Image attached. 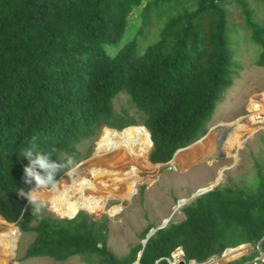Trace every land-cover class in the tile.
I'll use <instances>...</instances> for the list:
<instances>
[{"label": "trees", "instance_id": "16d2710c", "mask_svg": "<svg viewBox=\"0 0 264 264\" xmlns=\"http://www.w3.org/2000/svg\"><path fill=\"white\" fill-rule=\"evenodd\" d=\"M143 2L0 0V215L36 233L21 260L79 255L101 264H133L143 249L140 243L116 255L108 246L106 220L84 212L74 218L31 214L28 201L18 196L34 185L24 181L26 150L51 153L61 162L76 159L78 145L103 125L136 123L114 108V99L127 92L152 133L151 160H171L208 131L217 102L237 75L228 36L231 3L242 8L245 29L258 47L256 63L264 66V26L250 0H151L139 34L112 55L109 48L123 41L131 14ZM161 23L156 39L143 47L152 26ZM184 212L185 220L149 238L141 264H170L166 257L179 246L187 259L198 261L248 242L260 243L264 252V181L252 195L220 185Z\"/></svg>", "mask_w": 264, "mask_h": 264}, {"label": "rangeland", "instance_id": "374dc122", "mask_svg": "<svg viewBox=\"0 0 264 264\" xmlns=\"http://www.w3.org/2000/svg\"><path fill=\"white\" fill-rule=\"evenodd\" d=\"M149 1L151 0H144L142 6L133 11L123 41L117 47H110L109 53L115 55L126 43L139 34L141 27H143V8ZM227 8L228 36L232 42L234 70L237 71V75L233 79V85L224 91L221 100L218 101L215 114L209 122V128L224 125L229 126L228 132H231L234 128L239 127L238 123L241 122L251 126L253 131H245L242 136L243 144L241 147H236L230 154L224 150L227 153L225 157L205 159L206 156L216 153L209 154L210 150H207L185 166H180V164L161 165L162 167L152 172L141 173L143 180L138 185V190L129 199L122 201L111 198L106 210L102 213L80 210L93 220H106L108 246L118 256L127 255L132 247L143 243L145 240L143 233L148 227L157 228L164 224L180 223L185 220L184 207L193 201H191L193 194L198 193L199 190L208 188L213 184L217 185L220 182V185L242 189L246 194L252 195L258 193L261 182L264 181V121H252L250 117L252 112L249 110L252 100L263 103L264 66H259L256 63L258 47L254 45L251 34L245 29V17L242 8L236 3L229 4ZM250 8L254 11L255 20L264 26V0H250ZM162 25L161 23L152 26V31L147 40L143 42V47L156 39ZM114 108L117 114L121 115L127 112L129 113L128 116L143 124L142 113L131 102L128 93L122 92L114 99ZM106 127L102 126L93 137L78 145V156L74 159L77 166L76 173L66 175L64 172L57 180L58 182L64 178L68 184H71L78 177L85 176L89 172L87 168L96 154L97 143ZM216 132L218 131L216 130ZM215 133L209 135L216 137L217 134ZM226 167L228 169H225ZM220 177L221 179H219ZM41 200L44 202L41 211L47 215L62 217L52 209L47 198ZM179 200H186L185 206L179 207ZM120 204L123 205L122 210L117 215H111L110 209ZM30 207L32 206L30 205ZM1 218L3 217L0 216ZM167 220H169L168 223ZM11 224L19 229V235L14 256L9 264H101L97 257L87 260L79 255L66 261H57L49 257H33L21 260L25 257L30 244L35 240L36 233L21 230L17 223ZM245 248L246 246L238 247L239 251H243L240 256L246 252L248 259L255 258V256L264 259L260 243ZM225 259H228L227 255ZM229 259L233 260V258ZM218 260L219 262L222 261L220 257Z\"/></svg>", "mask_w": 264, "mask_h": 264}, {"label": "bare ground", "instance_id": "6f19581e", "mask_svg": "<svg viewBox=\"0 0 264 264\" xmlns=\"http://www.w3.org/2000/svg\"><path fill=\"white\" fill-rule=\"evenodd\" d=\"M249 110L252 112L250 116L252 121H264V100L263 103L252 100ZM238 126L231 132H228V126L224 138L221 136L222 132L220 134L216 132V137L210 135L180 151L174 158L173 165L185 166L207 150H210L209 154L216 152L218 148L216 140L219 135L223 150L230 154L233 149L242 146L245 131H253V128L245 123L240 122ZM151 151L150 132L145 126H130L122 130L106 127L97 143L96 154L87 168L89 172L71 184L62 178L56 190L46 191L40 198H47L52 209L60 216L72 217L80 210L102 213L111 198L125 201L138 190V185L143 180L141 173H149L162 167L150 161ZM214 185L216 184L212 186ZM185 203L186 200H181L179 206ZM122 206L121 204L113 206L109 213L117 215ZM18 235L17 227L4 218L0 219V264H9L14 256ZM242 253L243 251L236 248L229 249L226 255L228 258H234Z\"/></svg>", "mask_w": 264, "mask_h": 264}, {"label": "clouds", "instance_id": "9594fccd", "mask_svg": "<svg viewBox=\"0 0 264 264\" xmlns=\"http://www.w3.org/2000/svg\"><path fill=\"white\" fill-rule=\"evenodd\" d=\"M122 93V92H121ZM125 93H127V92H125ZM218 103V102H217ZM217 105V104H216ZM215 110H216V108H215ZM126 113V112H125ZM214 114H215V112H214ZM214 114H213V116H214ZM130 117V116H129ZM213 118V117H212ZM212 120V119H211ZM141 125H143V126H145L146 128H148L146 125H145V123L143 122V124H140L139 123V121L137 120L136 121V123H134V124H130V125H128V126H125V127H123V128H116V127H111V126H109V125H103V126H107V127H111V128H114V129H119V130H122V129H125V128H127V127H130V126H141ZM208 127H210L209 125H208ZM211 129L212 128H208V131L204 134V135H202L201 137H199L197 140H195V141H193L192 143H190L189 145H187V146H185V147H181V148H183L181 151H183V150H185V149H187V148H189L190 146H192V145H194V144H197V143H199L200 141H202V140H204V139H206L208 136H210L209 134H211V133H215L216 132V130H214V131H211ZM148 130H149V132H150V134H151V136H150V138H151V141L153 140V138H152V133H151V131H150V129L148 128ZM219 132V131H218ZM217 132V133H218ZM218 134H220V132L218 133ZM35 137L33 138V142H35ZM154 141V140H153ZM216 142L218 143V148H217V151H216V153H214V155L213 156H206L205 157V159L207 158V159H216V157H225L226 155H227V153L223 150V148H222V146H223V143H221V138H220V135H219V137L217 138V140H216ZM154 147H155V142H154ZM154 147H152V151L154 150ZM181 148H179V149H181ZM178 150V149H177ZM152 151H151V153H152ZM224 152L225 153V155L224 156H219V153H221V152ZM177 152V151H176ZM175 152V153H176ZM180 152V151H179ZM178 152V153H179ZM175 153H174V156L172 157V159L171 160H169V161H167V162H158V163H155V162H153L152 160H151V158H150V161L153 163V164H160V165H169V166H171V165H173V162H174V158L176 157V155L178 154H176L175 155ZM24 157H26L27 158V160L29 161V163H28V165L27 166H25L24 167V169H23V173H24V181H25V183H27V184H29V185H32L33 183H34V185L31 187V189L29 190V191H25V190H23V189H20V190H18V196H20L21 198H24V199H26L27 201H28V206L30 207V205L32 206V212H31V214H33V215H35V214H38L40 211H41V208L43 207V205H44V202L40 199V195L42 194V193H44V192H46V191H54V190H56V188L58 187V181H57V179H56V176H57V174L58 173H60V172H65L66 173V175H69V174H75L76 173V171H77V166H76V164H75V162H74V160H73V158L72 157H68L67 159H66V161H64V162H61V161H58V160H54L53 158H52V154L51 153H45V152H40V151H34V150H32L31 148L30 149H28V150H26L25 151V153H24V155H23ZM150 156H151V154H150ZM168 162H171V163H168ZM225 169H228V167H226ZM66 170V171H65ZM61 177V176H60ZM59 177V178H60ZM220 182L217 184V185H215V188L213 189V190H215L218 186H220ZM209 188V187H208ZM202 190V189H201ZM213 190H210V191H213ZM200 191V190H199ZM210 191H208V192H210ZM208 192H206V193H208ZM206 193H204V194H206ZM196 194V193H195ZM204 194H202V195H204ZM194 195V194H193ZM202 195H200V196H198V197H196V198H191V201L193 200H196L197 198H199V197H201ZM193 197V196H192ZM180 201V200H179ZM178 201V202H179ZM192 201V202H193ZM191 202V203H192ZM190 203V204H191ZM30 204V205H29ZM179 206V205H178ZM185 206V205H184ZM187 206V205H186ZM180 207V206H179ZM41 212H43V211H41ZM44 213V212H43ZM78 213H80V211L78 212ZM78 213L76 214V216L78 215ZM45 214V213H44ZM0 216H2V215H0ZM75 216V217H76ZM3 217V216H2ZM4 218V217H3ZM60 218H69V216H67V217H60ZM74 218V217H73ZM5 219V218H4ZM6 220V219H5ZM6 221H8V220H6ZM169 221V220H168ZM9 222V221H8ZM9 223H17V222H9ZM168 223V222H167ZM18 224V223H17ZM19 225V224H18ZM169 225V224H168ZM168 225H166L165 227H167ZM20 226V225H19ZM165 227H163V228H165ZM21 228V227H20ZM154 228V227H153ZM152 229V228H151ZM161 229V228H160ZM22 230V229H21ZM150 232V231H149ZM148 232V233H149ZM147 237V236H146ZM240 246H246V248L245 249H247L248 247H252V246H254V244L252 245V243H243V244H240V245H238V246H236V247H229V248H227L222 254H214V255H212V256H210L209 258H207L206 260H204V261H198L197 259H187V256H186V252H185V260L186 261H197V262H199V263H202V262H206V261H208V260H214L215 261V264H228V263H231V262H234V261H238V260H243V259H245V258H247V259H245V260H243L242 261V263H240V264H260V262H261V264H264V259L262 260V258H259V257H257V256H255V258L254 257H251L250 259H248V257H247V255L248 254H246V252L242 255V256H240V257H237V258H233V260L232 259H225V257H226V252L229 250V249H233V248H238V247H240ZM183 249L184 250V248H183V246H179V247H177L173 252H172V254H171V256L170 257H166V259L169 261V263L170 264H172V262H173V258H174V254H175V252L178 250V249ZM185 251V250H184ZM261 252L262 253H264L263 251H262V249H261ZM139 255V254H138ZM216 256H218V257H220L221 259H222V261L221 262H219V260H218V257H216ZM228 257V256H227ZM264 258V257H263ZM225 259V260H224ZM254 259H256V260H254ZM254 260V261H253ZM259 260H261V261H259ZM137 261V260H136ZM136 261L134 262V263H136ZM255 261H257L256 263H255ZM263 262V263H262ZM133 263V264H134ZM181 264H183V262H181Z\"/></svg>", "mask_w": 264, "mask_h": 264}, {"label": "water", "instance_id": "95a60500", "mask_svg": "<svg viewBox=\"0 0 264 264\" xmlns=\"http://www.w3.org/2000/svg\"><path fill=\"white\" fill-rule=\"evenodd\" d=\"M227 127H228V126L220 125L219 127H213V128L211 129V131L217 130V131H219V132H222L223 134H221V136L223 137L225 131L227 130ZM150 136H151V134H150ZM223 138H224V137H223ZM152 147H154V141H153V140H152ZM182 149H183V148L178 149L177 152L175 153V155H176L179 151H181ZM224 155H225V153H224L223 151H222L221 153H219V156H224ZM168 163H171V162H168ZM214 188H215V185L212 186L211 188H204V189L200 190L198 193L194 194L193 197H192V199H193V198H196V197H198V196H200V195H202V194H204V193H206V192H208V191H210V190H213ZM75 216H76V214H75L74 216H72V217H69V218H73V217H75ZM166 222H168V220H167ZM165 226H166V224H164V225L161 226V227L152 228V229L150 230V232L147 234V237H146L145 240L143 241V249L140 251V253H139V255H138V259H137V261H136V264H141L140 259H141V256H142V253H143V250H144V248H145V246H146V244H147L149 238H150L151 236H153V235H154V234H155L160 228H163V227H165Z\"/></svg>", "mask_w": 264, "mask_h": 264}, {"label": "built area", "instance_id": "2783aa9c", "mask_svg": "<svg viewBox=\"0 0 264 264\" xmlns=\"http://www.w3.org/2000/svg\"><path fill=\"white\" fill-rule=\"evenodd\" d=\"M173 262L172 264H181V262H183V264H215V261L212 259V260H208L206 262H202V263H199L197 261H186L185 260V251L183 249H178L175 254H174V258H173Z\"/></svg>", "mask_w": 264, "mask_h": 264}, {"label": "crops", "instance_id": "0c3cea01", "mask_svg": "<svg viewBox=\"0 0 264 264\" xmlns=\"http://www.w3.org/2000/svg\"><path fill=\"white\" fill-rule=\"evenodd\" d=\"M208 156H210V155H208Z\"/></svg>", "mask_w": 264, "mask_h": 264}]
</instances>
